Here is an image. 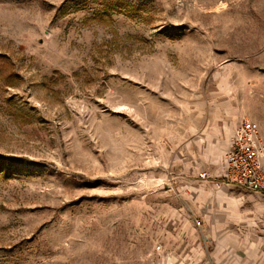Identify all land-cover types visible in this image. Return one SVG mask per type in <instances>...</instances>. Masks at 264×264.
Listing matches in <instances>:
<instances>
[{
    "label": "rangeland",
    "instance_id": "1",
    "mask_svg": "<svg viewBox=\"0 0 264 264\" xmlns=\"http://www.w3.org/2000/svg\"><path fill=\"white\" fill-rule=\"evenodd\" d=\"M244 118L264 0H0V264H264Z\"/></svg>",
    "mask_w": 264,
    "mask_h": 264
},
{
    "label": "built area",
    "instance_id": "2",
    "mask_svg": "<svg viewBox=\"0 0 264 264\" xmlns=\"http://www.w3.org/2000/svg\"><path fill=\"white\" fill-rule=\"evenodd\" d=\"M264 140L260 126L255 121L244 118L233 129L230 146L225 153V181L264 195ZM207 180L206 171L200 173Z\"/></svg>",
    "mask_w": 264,
    "mask_h": 264
},
{
    "label": "crops",
    "instance_id": "3",
    "mask_svg": "<svg viewBox=\"0 0 264 264\" xmlns=\"http://www.w3.org/2000/svg\"><path fill=\"white\" fill-rule=\"evenodd\" d=\"M229 146H230V144H229Z\"/></svg>",
    "mask_w": 264,
    "mask_h": 264
}]
</instances>
